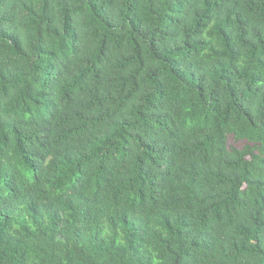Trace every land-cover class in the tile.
Returning <instances> with one entry per match:
<instances>
[{"label": "trees", "instance_id": "trees-1", "mask_svg": "<svg viewBox=\"0 0 264 264\" xmlns=\"http://www.w3.org/2000/svg\"><path fill=\"white\" fill-rule=\"evenodd\" d=\"M0 264H264V0H0Z\"/></svg>", "mask_w": 264, "mask_h": 264}]
</instances>
